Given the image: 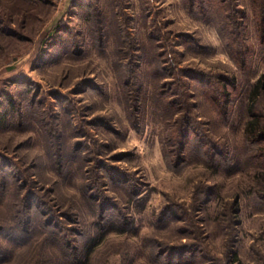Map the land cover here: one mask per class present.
Returning <instances> with one entry per match:
<instances>
[{
  "label": "rangeland",
  "instance_id": "1",
  "mask_svg": "<svg viewBox=\"0 0 264 264\" xmlns=\"http://www.w3.org/2000/svg\"><path fill=\"white\" fill-rule=\"evenodd\" d=\"M263 7L0 0V264H264Z\"/></svg>",
  "mask_w": 264,
  "mask_h": 264
},
{
  "label": "trees",
  "instance_id": "2",
  "mask_svg": "<svg viewBox=\"0 0 264 264\" xmlns=\"http://www.w3.org/2000/svg\"><path fill=\"white\" fill-rule=\"evenodd\" d=\"M260 5L264 6V0H260ZM261 22L259 23L261 28L260 32L264 33V7L261 9ZM225 39L230 41V37L228 34H225ZM240 36L238 34H235L234 36V43L237 44ZM249 98V97H248ZM225 115V112H222ZM246 122L244 125V138L245 143L248 146H257L258 153H254L250 155L251 158H258L260 161L258 163V167L264 169V82L259 79L258 81H255L253 85L251 86V94L250 98L248 99V103L246 105ZM182 150V148H181ZM253 150V149H251ZM257 150H254L255 152ZM182 156V155H181ZM179 163L185 162V159L183 157L180 158ZM264 195V193L262 194ZM32 219L29 217V215L25 218V231L23 224L19 228V232L16 236H21L26 232V228L29 226V229H31ZM21 225V222H20ZM3 227H1L0 230H2ZM8 229V228H7ZM96 237H99L98 233L96 234ZM96 237H92L91 234L88 235L87 240L83 247L79 248V255H72V260L70 264H84L86 261L85 259L88 258V256L91 254L92 251V243L96 239ZM82 251V252H81ZM84 252V253H83Z\"/></svg>",
  "mask_w": 264,
  "mask_h": 264
}]
</instances>
